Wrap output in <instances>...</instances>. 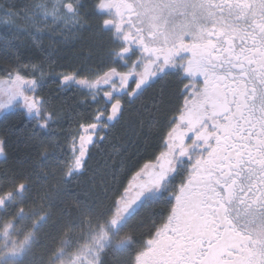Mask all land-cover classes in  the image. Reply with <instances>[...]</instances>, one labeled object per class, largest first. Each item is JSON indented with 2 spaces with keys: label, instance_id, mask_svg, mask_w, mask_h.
Instances as JSON below:
<instances>
[{
  "label": "snow or ice",
  "instance_id": "obj_1",
  "mask_svg": "<svg viewBox=\"0 0 264 264\" xmlns=\"http://www.w3.org/2000/svg\"><path fill=\"white\" fill-rule=\"evenodd\" d=\"M90 2L110 33L99 70L48 77L87 89L97 105L93 122L79 125L78 148L72 139V167H85L87 146L105 139L130 100L174 76L182 101L166 110L163 150L124 189L127 205L148 192L170 204L137 264H264V0ZM26 106L39 116L34 98Z\"/></svg>",
  "mask_w": 264,
  "mask_h": 264
},
{
  "label": "trees",
  "instance_id": "obj_2",
  "mask_svg": "<svg viewBox=\"0 0 264 264\" xmlns=\"http://www.w3.org/2000/svg\"><path fill=\"white\" fill-rule=\"evenodd\" d=\"M78 34L67 45L57 39L42 41V46L0 45V77L17 70L34 78V68L50 66L66 72L99 70L109 36L93 17ZM39 95L52 115L48 130L37 128L22 113H10L0 121V139L7 141L0 156V233L11 223L33 233L35 240L29 255L17 264H54L65 239L77 236L78 241L86 230L114 215L124 189L163 150L162 137L172 114L166 110L179 101L176 81L149 88L126 104L105 139L87 148V164L76 171L69 151L72 139L80 124L91 122L88 117L97 105L83 98L80 89H60L58 81L45 83ZM161 100L165 103L156 110ZM11 194L12 200L4 201ZM163 208L138 213L133 221L136 238L161 219ZM103 255L101 264H128L131 256L113 247Z\"/></svg>",
  "mask_w": 264,
  "mask_h": 264
},
{
  "label": "rangeland",
  "instance_id": "obj_3",
  "mask_svg": "<svg viewBox=\"0 0 264 264\" xmlns=\"http://www.w3.org/2000/svg\"><path fill=\"white\" fill-rule=\"evenodd\" d=\"M67 4V0H0V45L6 46L7 44L16 43L17 45L26 44L30 46L38 42L39 46H42L40 42L48 39H57L63 45H67L70 41L76 40L77 34L87 24L79 20L77 11L79 6L74 7L73 13H69L65 9ZM52 46L50 45V48ZM39 69L34 68L33 72L36 73V76L33 80H28V83L33 86L35 85V87H42L45 83L48 84L57 81L55 79H48L49 75L55 76L66 73V71L52 68L51 66L42 68L41 70ZM7 76L11 79L26 77L17 70L9 73ZM3 94L10 97L13 102L11 100L5 104L0 101V103L4 104V107L0 109L6 111L15 109V104L19 100L11 93L4 92ZM20 108L24 110L28 118L34 122L37 128L42 130L49 129L52 118L48 119L47 114L50 111L45 110L41 106H37L39 109V116L37 117V111L33 109L30 113L23 101L20 104ZM41 122H46V126L41 127ZM81 134H84V132L83 129L79 128L75 134L77 148L79 147V136ZM88 146L90 147V145ZM128 188L130 189V186ZM13 197L14 194L8 195L4 201H10ZM100 225L86 230L84 232L85 236L82 239H78L79 242L75 241L77 236L69 240L65 239L57 254L58 260L54 264H79L83 259H86L85 262L88 264H93V262L97 264L98 259L94 261V257L102 254L105 246L106 249L116 246L117 241L110 237L113 230L108 223ZM35 226L37 227V225L33 227L36 228ZM26 231L28 230L15 228L10 223L7 225L5 231L0 233V264H17V262L22 260L24 255H29L28 253L32 250L35 240L33 233H27ZM90 255L94 257H90Z\"/></svg>",
  "mask_w": 264,
  "mask_h": 264
},
{
  "label": "flooded vegetation",
  "instance_id": "obj_4",
  "mask_svg": "<svg viewBox=\"0 0 264 264\" xmlns=\"http://www.w3.org/2000/svg\"><path fill=\"white\" fill-rule=\"evenodd\" d=\"M34 1H38V0H34ZM67 2L68 4L66 5L65 9L67 11L71 10V12L68 11L69 13H73L74 7L79 6V8L77 9L79 20H82L85 24H87L88 22H90V18L93 17V19H96L99 22V26H100L101 17L98 16L95 12H93L92 3L90 2V0H67ZM68 5H70L71 8H68L67 7ZM104 14L105 15L111 14V10H105ZM101 30L105 32L102 28ZM105 33L108 36L110 35L109 32H105ZM41 44H42V41L40 42V45ZM36 45H39V43L36 42ZM68 73L70 72H66L65 74H68ZM86 73L91 75V72L89 71ZM28 80H33V78L29 79L28 77H25V78L17 77L15 79H11L9 76L0 77V101L7 104L9 100L10 101L12 100L6 94H3L4 92L11 93L13 96L16 97V99L19 100L18 102H16L17 104H15L16 105L15 109H11L8 111L0 109V121L3 120L10 113H22L28 120H30L28 116L26 115V113L24 112V110L20 108V104L22 103V101L23 103L26 104L25 101H27L28 98H34V100L37 103V106L39 107L41 106L42 108L46 107L44 104L45 102L44 98L41 95H39V90L41 86L35 87V85L33 86L32 84L28 83L29 82ZM170 81L177 82L178 93H179L178 102L182 101V95H181L180 90L183 87V84H181L174 76H168V77H164L163 79H157L152 83V86L161 84V83L168 84ZM184 83H187V80H185ZM60 89H67V88H60ZM77 89H80L84 93L83 98L91 99L92 94L88 90L86 91L85 88H77ZM103 90H108V89L105 87V89ZM41 97L43 98V102H41V99H40ZM97 99L101 100L103 103L106 102L105 99H103L102 97H97ZM136 100L137 99L130 100L129 102H134ZM108 123L109 125H111L113 121H109ZM45 130H48V129H45ZM0 141H2V139H0ZM87 148H89V146ZM1 155H3L2 151H0V156ZM154 163H156V159L147 165L154 164ZM144 168L145 166L138 173H141V171ZM137 174L134 176L130 185L135 184L137 182V179H138ZM176 182L178 183V178ZM130 191H131V188H130ZM161 195L162 193L148 192V193H145L143 199L138 204L127 205V200L125 199L124 192H123L122 197L117 201V208H116L114 215L104 222V223H108L110 228H112L113 230V233L110 235V237L114 239L115 241L117 240L116 246H113V249L117 250L119 253L127 252V251L130 252L131 256H130V260L128 264H137L138 254H142L144 251H146L145 242L151 238L150 234L154 233L155 231L152 225L149 231L145 232L139 238H136V235L133 230L134 218L138 215L140 211L146 212V211L151 210L155 206L163 205L164 208L162 211L163 213H162L161 219L153 223L159 226L163 222L164 218L167 216L169 212L170 204L167 202V197L162 199L160 198ZM106 250L107 249L105 246V250L102 252V254H98L97 257L90 255V257H94L95 258L94 261L98 259L97 264H101L104 259L103 254L106 252ZM85 261L86 259H83V261L80 262L79 264H88ZM89 263H91V261H89Z\"/></svg>",
  "mask_w": 264,
  "mask_h": 264
},
{
  "label": "water",
  "instance_id": "obj_5",
  "mask_svg": "<svg viewBox=\"0 0 264 264\" xmlns=\"http://www.w3.org/2000/svg\"><path fill=\"white\" fill-rule=\"evenodd\" d=\"M68 8H71V6L70 5H68L67 6ZM69 12H71V10H68ZM130 188H131V185H130ZM20 191H22V190H20Z\"/></svg>",
  "mask_w": 264,
  "mask_h": 264
},
{
  "label": "bare ground",
  "instance_id": "obj_6",
  "mask_svg": "<svg viewBox=\"0 0 264 264\" xmlns=\"http://www.w3.org/2000/svg\"><path fill=\"white\" fill-rule=\"evenodd\" d=\"M30 79V78H29Z\"/></svg>",
  "mask_w": 264,
  "mask_h": 264
}]
</instances>
